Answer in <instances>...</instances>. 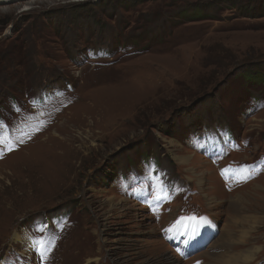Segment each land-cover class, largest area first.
I'll use <instances>...</instances> for the list:
<instances>
[{
  "label": "rangeland",
  "instance_id": "374dc122",
  "mask_svg": "<svg viewBox=\"0 0 264 264\" xmlns=\"http://www.w3.org/2000/svg\"><path fill=\"white\" fill-rule=\"evenodd\" d=\"M251 2L0 4V264H264Z\"/></svg>",
  "mask_w": 264,
  "mask_h": 264
},
{
  "label": "trees",
  "instance_id": "16d2710c",
  "mask_svg": "<svg viewBox=\"0 0 264 264\" xmlns=\"http://www.w3.org/2000/svg\"><path fill=\"white\" fill-rule=\"evenodd\" d=\"M238 1L240 2V0H227L228 4L227 6H235L238 4ZM253 1V0H251ZM255 5L256 7L252 9V5ZM251 4H247L245 5V7H241L240 4L238 5L239 9L242 10V11H246L247 8L249 9L248 11L250 12L248 14V17H254V18H259L261 16H264V0H254V2H251ZM248 6V7H247ZM195 11L197 13H195ZM192 12L194 14H192ZM192 12L190 11L191 14L189 15H192L194 19H200L202 18V14L205 13V10H197L195 8H193ZM250 72H253V71H250ZM245 79V78H244ZM251 81H254V82H251ZM245 83L254 87L256 84H259V83H262L261 81H257V80H249V79H245ZM261 85V84H260ZM263 88L264 86L261 85Z\"/></svg>",
  "mask_w": 264,
  "mask_h": 264
},
{
  "label": "bare ground",
  "instance_id": "6f19581e",
  "mask_svg": "<svg viewBox=\"0 0 264 264\" xmlns=\"http://www.w3.org/2000/svg\"><path fill=\"white\" fill-rule=\"evenodd\" d=\"M11 1H15V0H0V4H3V3H8V2H11ZM17 1V0H16ZM73 155H70V157H72ZM241 210V209H240ZM243 212V211H242ZM241 212V213H242ZM244 213V212H243ZM248 218V217H247ZM244 220L246 219V218H243ZM16 238H18V236L16 235ZM242 244H245L244 242H242ZM243 253L244 252H241V253H236V254H234L233 255V257L231 256L229 259H228V261L229 262H227V263H230V262H234V264L235 263H237V261L238 260H240V259H243L245 256H246V254L245 255H243ZM246 253H248V252H246ZM248 256V258L246 257V258H244V259H246L245 260V262H247L248 260H249V258H251V256H253L252 254H248L247 255ZM250 256V257H249ZM252 260V259H251ZM222 261H224V260H222ZM117 263L118 264H130L129 263V260H127V259H125V260H117ZM147 263H149V262H145L144 264H147ZM162 264H176V262H175V260L173 259V258H171V257H165L164 259H163V261H162Z\"/></svg>",
  "mask_w": 264,
  "mask_h": 264
},
{
  "label": "snow or ice",
  "instance_id": "6c2138e0",
  "mask_svg": "<svg viewBox=\"0 0 264 264\" xmlns=\"http://www.w3.org/2000/svg\"><path fill=\"white\" fill-rule=\"evenodd\" d=\"M42 230H43V229H41V231H42ZM33 243L38 245V244L42 243V241H40V240H35V241H33ZM42 259H43V257H42Z\"/></svg>",
  "mask_w": 264,
  "mask_h": 264
}]
</instances>
